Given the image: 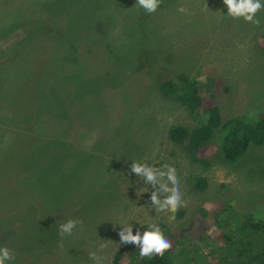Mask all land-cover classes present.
Returning a JSON list of instances; mask_svg holds the SVG:
<instances>
[{
  "label": "rangeland",
  "instance_id": "374dc122",
  "mask_svg": "<svg viewBox=\"0 0 264 264\" xmlns=\"http://www.w3.org/2000/svg\"><path fill=\"white\" fill-rule=\"evenodd\" d=\"M42 4L67 11L58 29L51 30L61 32L55 39L64 42L68 60L63 65L67 67L38 106L39 114L52 110V116L39 128L28 130L42 135L32 133L38 141L31 143L30 150L36 149L18 162L29 171L16 178L32 175L34 187L41 188L43 172H35L36 162H56L60 157L57 165L64 171L55 178L66 183L68 192L53 191L50 196L45 189L36 194L37 199L29 200L30 193L21 190L14 202L25 209L23 213L11 211L2 217L15 185L5 178L0 190L5 199L4 207L0 200V246L11 238L15 244L21 238L33 242L22 254L16 250L9 264H95L89 258L92 251L102 257L100 264H111L114 252L128 245L120 243L119 232L120 224L129 220L134 234L138 228L147 230L152 222L163 232L177 233L190 226L187 237H179L176 246L192 239V249L198 244L209 259L217 258V247L207 237L214 224H235L244 213L264 218V143L249 147L233 162L225 161L219 152L207 166L192 161L186 151L187 139L176 143L168 131L175 125L194 127L203 118L201 110L191 114L181 103L164 98L157 84L183 72L208 96L219 78L228 86L215 93L221 117L257 118L264 112V56L258 48L264 41V11L257 13L261 20L257 27L228 16L223 0H163L151 14L136 0ZM181 5L189 9L187 14L177 10ZM24 36L21 28H15L0 39V45L7 48ZM52 94L57 101H52ZM65 104L68 113L61 106ZM3 126L0 145L23 131ZM220 133L210 139L213 144L218 145ZM20 141L16 139V144ZM142 160L176 168L188 205L176 212L174 221H168L170 214L155 212L152 186L131 172L132 162ZM44 177L46 187L49 175ZM196 177L205 179L204 189L195 186ZM26 205L34 207L31 218H23ZM10 217L15 222L6 221ZM70 218L82 219L83 224L71 235H62L59 226ZM20 224L22 232L31 228L34 235L19 236ZM38 241L40 247L35 244ZM101 244L105 245L102 250ZM177 253L180 260L190 256ZM223 264L237 261L229 257Z\"/></svg>",
  "mask_w": 264,
  "mask_h": 264
},
{
  "label": "trees",
  "instance_id": "16d2710c",
  "mask_svg": "<svg viewBox=\"0 0 264 264\" xmlns=\"http://www.w3.org/2000/svg\"><path fill=\"white\" fill-rule=\"evenodd\" d=\"M49 1L53 0H0V39L15 28H21L25 34L21 40L7 48H2L0 45V107L2 108L0 128L5 129L3 125L7 124L16 130H23L22 133L17 132L20 135L18 138L13 137L10 142L0 145V166L2 167L0 169V190L4 188L3 181L6 177L15 182L10 196L12 199L8 201L2 217H6L11 211L23 213L25 209L14 202L21 190L30 193L29 200L33 197L37 199L36 194L38 195L41 190L45 189H49L50 196H53V191H67L66 183L64 185L61 178L59 181L55 178L59 173L61 176L64 171L62 166L57 165L60 157H56V162L50 160V162L40 163L38 161L34 166L36 173L38 170L43 172L44 185V176H51L47 178L46 187L44 185L41 188L34 187L32 175L27 174L28 176L26 175L22 180L16 178L29 171L28 168L24 169L18 165L19 160L36 149L35 147L30 150L33 147L31 143L38 141L35 140L37 137L34 139L32 135L36 131L29 133L28 130L39 128L49 121L47 118L52 116V110L47 111V114L45 111L39 114L38 106L44 102L50 85L57 77L65 73L67 67L63 65V62L68 60L67 49L63 46L64 42L55 39V34L61 32H51L53 28L58 29V24L67 11L60 7L55 9L54 6L46 8L42 4V2L48 3ZM54 11L57 14L53 13ZM74 12V15H77L76 10L69 11L71 15ZM57 45L60 46V50ZM258 48L264 56V41L258 44ZM157 85L164 98L181 103L191 114L198 108L201 110L203 118L194 127L175 125L168 131L169 138L176 143H183L187 139L186 151L192 161L207 166L211 156L219 152L225 161L233 162L244 155L249 147L264 143V112L253 120L233 115L226 118L221 117L215 93L219 89L227 90L228 86L219 78H215L213 91L208 96L202 95L196 80L183 72L167 77ZM60 95L65 98L64 95ZM51 99L57 101L53 94ZM67 105L61 106H65L67 110ZM44 119L47 120L42 122ZM216 132H221L218 145L210 141ZM36 133L42 135V133ZM16 139L21 141L16 144ZM194 184L198 189H204L206 181L203 177H196ZM77 187L79 188L80 185L78 184L75 188ZM0 200L4 207V196H0ZM31 205L34 206V204ZM38 205L41 204L38 203ZM25 208L26 213L22 214L23 218L33 217L34 207L28 209L26 205ZM15 216L18 220L20 219L18 214ZM6 221L15 222L11 217ZM18 228L19 236L34 235L31 228L29 231L22 232V224ZM190 230L191 227L187 226L177 233L166 230L163 232L164 236L174 243V256L171 250H168L163 256L141 259L138 246L128 244L114 252L111 264H223L224 260L229 257H233L237 264H264V218H255L250 213H244L235 224H223L222 226L214 224L213 230L207 236L217 247L215 248L218 256L214 260L209 259L197 243L196 249H192L190 245L193 242L192 239L187 245L178 244L176 246L179 237L186 235ZM13 240L14 238H11L7 241V245L2 244L0 247L10 245L13 253L18 250V253L22 254L33 245L32 240L28 238L18 239L16 244ZM35 244L41 246L39 241ZM177 252H186L190 256L180 260Z\"/></svg>",
  "mask_w": 264,
  "mask_h": 264
},
{
  "label": "clouds",
  "instance_id": "9594fccd",
  "mask_svg": "<svg viewBox=\"0 0 264 264\" xmlns=\"http://www.w3.org/2000/svg\"><path fill=\"white\" fill-rule=\"evenodd\" d=\"M162 3L163 0H136V4L149 14L156 12ZM223 3L227 6L228 16L233 19L242 18L245 22L257 27L261 25V20L257 17V13L264 11V0H223ZM177 10L183 14L189 12V9L183 5ZM130 169L137 177L143 179L146 184L152 186L151 205L157 213L170 214L168 215L169 222L176 219L175 214L181 207H187L188 201L183 199V194L180 190V179L176 174L174 166L163 164L161 167H156L154 163L142 160L133 161ZM129 221L120 224L122 225L119 232L120 243L138 246L139 257L141 259H152L157 256H163L166 251L173 248V242L164 236L159 224L152 222L149 224L147 230L141 232L138 228L134 234L133 225ZM82 224V219L70 218L60 224L59 230L62 235H71L73 229ZM99 247L102 250L105 245L101 244ZM89 258L95 264H100L102 260V257L95 251L89 253ZM14 259L15 255L11 249L6 246L0 247V264H9Z\"/></svg>",
  "mask_w": 264,
  "mask_h": 264
}]
</instances>
